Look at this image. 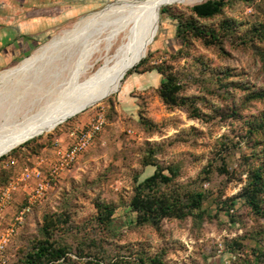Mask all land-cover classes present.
I'll use <instances>...</instances> for the list:
<instances>
[{
    "label": "rangeland",
    "instance_id": "rangeland-1",
    "mask_svg": "<svg viewBox=\"0 0 264 264\" xmlns=\"http://www.w3.org/2000/svg\"><path fill=\"white\" fill-rule=\"evenodd\" d=\"M113 1H88V8L45 37L32 53ZM225 3L220 14L198 20L203 27H219V32L223 20L233 24L215 42L208 36L189 34L180 39L177 35L178 20L194 16L190 11L194 4L165 5L164 12L161 7L153 40L141 48L137 38L122 53L119 71L99 77L98 73L110 72L117 62L114 58L94 62L86 77L89 85L82 91L87 99L83 106H90L28 139L30 151L21 148L24 142L13 148L16 164L12 171H16L10 180L23 165H32L38 157H52L56 135L63 132L65 138L72 128L88 124L100 109L105 112L104 128L92 144L70 170L50 181L26 214L6 246L8 264H17L42 238L47 215L57 220L53 240L67 248L68 258L61 259V264H264V258L255 255L257 249L264 251V214L252 212L240 196L245 169L264 159V98L248 97L264 91V36L258 34L264 35V0ZM144 54V65L129 69ZM77 57V48L72 49L30 80L28 87L25 80L7 86L0 96V121L5 113L19 118L50 103L59 86L68 81ZM23 59L0 69V74ZM159 65L177 76L186 104L169 107L158 97L163 78L155 68ZM126 70L130 72L121 78ZM85 82L81 78L79 86ZM254 127L263 143L251 141L249 130ZM147 157L152 162L147 163ZM46 167L42 170L49 178ZM158 167L166 174L168 167L173 169V189L201 190L205 200L200 211L183 219L164 218L156 228L137 224L129 201L136 183ZM27 185L32 187L34 182L29 180ZM26 194L27 190L15 193V205L6 211L2 226L23 206ZM99 201L115 207L112 222L106 226L95 218Z\"/></svg>",
    "mask_w": 264,
    "mask_h": 264
},
{
    "label": "bare ground",
    "instance_id": "bare-ground-1",
    "mask_svg": "<svg viewBox=\"0 0 264 264\" xmlns=\"http://www.w3.org/2000/svg\"><path fill=\"white\" fill-rule=\"evenodd\" d=\"M201 1L115 0L77 21L71 28L38 48L25 62L1 73L0 96L7 86L24 80L25 87H28L32 83L30 80L35 79L57 61L63 60L72 49L77 48L78 57L69 72L68 81L59 86L57 97L40 107V110L32 113L24 112L19 118L12 117L8 114L10 112L4 114L3 120L0 121V153L52 129L58 120L82 107L87 101L82 91L89 85L86 77L94 62L104 58L107 61L114 58L117 62L116 67L110 72L98 73L99 77L119 71L118 65L122 53L131 47L132 43L138 42L137 38L141 48L151 43L149 41L154 37L157 15L161 7ZM81 78L86 82L80 87Z\"/></svg>",
    "mask_w": 264,
    "mask_h": 264
},
{
    "label": "trees",
    "instance_id": "trees-1",
    "mask_svg": "<svg viewBox=\"0 0 264 264\" xmlns=\"http://www.w3.org/2000/svg\"><path fill=\"white\" fill-rule=\"evenodd\" d=\"M225 4V0H206L192 5L190 11L194 16L185 19L181 17L178 20L176 25L177 35L180 39L181 37L186 39V36L191 34L198 37L208 36L212 42L219 40V34L224 35L226 30L233 27V24L230 23L229 20H223V22L220 23V25L222 24L221 32H219V27L218 29L215 27H203L198 20L210 19L220 14ZM167 9L168 8L163 7L161 11L164 12ZM258 34L264 36L262 32H258ZM145 62L146 59L142 58L139 63L133 67V70H137V68L144 65ZM155 68L163 76L157 88V95L161 101L169 107H178L186 104L185 97L180 95L181 86L177 76L173 72L167 70L164 65H159ZM143 71L145 70L143 69L141 72ZM129 72L130 71L127 73ZM248 97L250 99H262L264 98V91L252 92ZM256 127L261 126L258 125ZM256 127L249 130V134L252 135L251 141H253L254 144H259V142L263 143L259 137L260 131ZM30 140L21 144V148L27 147L28 151H30L29 145L32 142ZM41 146L42 148L45 147L43 145ZM15 152V149H11L9 153L0 156V185L6 184L16 171L15 169L12 171L15 166L14 163L9 165V168L4 167L6 161L13 159V154H15ZM256 157L258 159V156ZM222 161L224 163V159H222ZM150 162H152L151 157H147V163ZM168 172L169 173L166 174L163 168L158 167L152 175L136 183L134 186L129 206L132 211L136 213L135 222L137 224H149L157 228L164 218L183 219L186 216L192 215L194 211L201 210L205 200V193L201 190L195 192H180L178 188L173 189L175 173L171 167H168ZM245 172L246 180L240 196L244 198L245 203L252 212L262 215L264 214V207L262 205L264 194V159L260 160L258 164L254 163L250 165L245 169ZM230 200L232 201L233 199ZM96 208L97 212L95 218L97 222L104 226L112 222V215L115 211V207L112 204L99 201L96 203ZM197 214L199 215V212H197ZM56 221V219H53L52 216L49 215L44 218L41 226L42 238L36 240L32 244L31 248L17 264H61V259L64 260L68 258L66 255L67 248L64 245L57 244L52 238ZM255 255L258 258H264V251L262 249H257Z\"/></svg>",
    "mask_w": 264,
    "mask_h": 264
},
{
    "label": "built area",
    "instance_id": "built-area-1",
    "mask_svg": "<svg viewBox=\"0 0 264 264\" xmlns=\"http://www.w3.org/2000/svg\"><path fill=\"white\" fill-rule=\"evenodd\" d=\"M106 123L105 112L100 109L85 126H76L67 132L62 140H55L56 146L53 156L38 157L32 165L26 164L20 167L14 178L6 185L0 187V264H8L5 257V249L12 237L17 233L25 220V216L32 206L44 195L50 187V181L55 180L61 172L68 171L75 164L78 157L92 144L97 135L102 131ZM13 163V161H12ZM47 166L46 178L42 168ZM33 181L34 186H28L27 181ZM23 206L9 218L6 226V211L8 210L15 193H24ZM26 201V203H25Z\"/></svg>",
    "mask_w": 264,
    "mask_h": 264
},
{
    "label": "crops",
    "instance_id": "crops-1",
    "mask_svg": "<svg viewBox=\"0 0 264 264\" xmlns=\"http://www.w3.org/2000/svg\"><path fill=\"white\" fill-rule=\"evenodd\" d=\"M2 1L0 2V69L30 55L45 37L78 12L81 13L88 8L91 5L88 1L92 0ZM28 58L29 56L16 65L25 62ZM130 86L132 85H129L127 91ZM63 135V132L60 133L55 140L64 139ZM12 161L16 163V160L11 159L5 164L8 165ZM10 204L9 208L12 210L15 203L12 200Z\"/></svg>",
    "mask_w": 264,
    "mask_h": 264
},
{
    "label": "water",
    "instance_id": "water-1",
    "mask_svg": "<svg viewBox=\"0 0 264 264\" xmlns=\"http://www.w3.org/2000/svg\"><path fill=\"white\" fill-rule=\"evenodd\" d=\"M105 7V6H104ZM104 7H102V8H104ZM151 40H153V38L151 37V39H150V41H149V43L151 42ZM145 56V54L139 59V60H137V63L143 58ZM25 59V58H24ZM137 63H135V64H133L132 66H130L129 67V69L130 68H132L134 65H136ZM127 71H125L124 73H122L121 74V78H123L124 77V75H125V73H126ZM119 84V83H118ZM118 89V87L116 88V90ZM116 90H114L113 92H115ZM112 92V93H113ZM107 93V92H106ZM88 106H90V104H88V105H85V106H83V107H81V108H79L78 110H76V111H74V112H72L71 114H68V115H66V116H64L63 118H61L60 120H58L56 123H55V126L57 125V124H59V123H61V122H63L64 120H66L67 118H69V117H71V116H73V115H75V114H77L78 112H81L82 110H84L86 107H88ZM55 126H53L52 127V129L55 127ZM50 131V130H49ZM42 134V133H41ZM30 139V138H29ZM28 140V139H27ZM27 140H25V141H27ZM24 141V142H25ZM23 143V142H22ZM21 144V143H20ZM19 144V145H20ZM18 146V145H17ZM14 148V147H13ZM12 148V149H13ZM11 150V149H10ZM8 152V151H7ZM7 152H4V153H2V154H0V156L1 155H3V154H5V153H7ZM147 177H149V176H146L145 178H147ZM145 178H143V180L145 179ZM142 180V181H143Z\"/></svg>",
    "mask_w": 264,
    "mask_h": 264
}]
</instances>
